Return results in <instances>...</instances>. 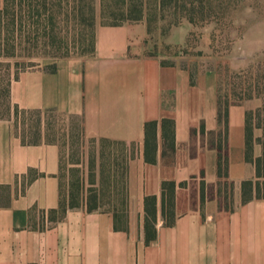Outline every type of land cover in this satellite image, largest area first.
Instances as JSON below:
<instances>
[{
	"label": "crops",
	"instance_id": "obj_1",
	"mask_svg": "<svg viewBox=\"0 0 264 264\" xmlns=\"http://www.w3.org/2000/svg\"><path fill=\"white\" fill-rule=\"evenodd\" d=\"M150 36L146 20L99 25L93 53L61 58L53 71H21L12 82L20 108L80 119L85 146H96L97 185L100 140L133 145L127 151L135 155L126 162V229L116 228L112 212H90L85 203L51 222L62 146L46 139L44 125L41 141L28 143L21 121L0 119V264H264V164L258 173L255 162L264 157V93L229 95L225 115L216 71L192 82L179 61L163 64L169 58L148 52ZM149 122L157 126L147 131ZM148 198H155L151 212Z\"/></svg>",
	"mask_w": 264,
	"mask_h": 264
},
{
	"label": "trees",
	"instance_id": "obj_2",
	"mask_svg": "<svg viewBox=\"0 0 264 264\" xmlns=\"http://www.w3.org/2000/svg\"><path fill=\"white\" fill-rule=\"evenodd\" d=\"M199 0H100L101 25L120 26L128 22H138L146 20L148 31L152 33V25L161 19L167 17L166 12L174 18L172 24L180 22V18H186L190 22H195V8ZM71 27L73 32V45L80 47L83 40L89 43V47L83 50V53H93L96 45V7L94 0H4L3 7L0 8V57L17 58L27 56L28 62L22 63L15 61L13 64L20 66H33L32 58L37 55V51L45 50L44 54H53L55 56H70V42L58 38L63 25ZM76 54H82L76 52ZM11 63V62H10ZM163 64L172 65L175 61L165 59ZM12 64H9L11 66ZM187 67L186 65H183ZM54 65L51 71L55 70ZM26 70V68L24 69ZM50 70V69H49ZM191 80L194 82L197 71L191 69ZM19 76L16 73L14 80ZM13 79H9L5 88L6 104L8 116L0 119L14 117L16 123L21 121V117L27 115H38V126L42 124L41 110H26L14 104L11 99V85ZM252 95L239 97V99H250ZM220 102L224 107L225 115L228 111V98L224 100L220 96ZM53 111V110H52ZM252 111H248L247 126V159L253 161L251 155L252 148V129L250 118ZM75 118V116H71ZM26 123V121H23ZM157 126V122L146 124V130ZM46 127V126H45ZM49 127V124H48ZM72 138H77L80 142L82 137V125L80 119L78 122L72 121ZM24 137L28 138V143H38L41 141V130L35 132L23 131ZM76 133V134H74ZM48 134V133H47ZM34 135V136H32ZM48 141H56L49 139ZM27 140V139H26ZM94 142L95 140H91ZM57 142V141H56ZM125 142L109 141L102 139L99 141V173L100 182L97 185L95 179L96 169V146L92 144L90 149V158L88 162L89 185L85 189L83 180L70 181L68 190L64 191L63 182H61L60 204L57 209L49 211L51 222H56L62 218L68 209L80 207L82 203L86 204L88 211H110L115 217V226L117 229H126L125 220L127 218L128 191L126 182V162L135 155V152L128 147ZM133 148V147H132ZM148 159L149 156L147 157ZM227 163L220 151V173L223 164ZM258 173H261V164H264V157L255 160ZM63 169V160H62ZM247 184V183H246ZM82 190V191H81ZM257 194H260L258 188ZM247 199V198H246ZM147 208L151 212L150 204L155 203V198L147 199ZM169 205L172 206L171 199ZM164 216H165V208ZM168 223H172V215ZM147 240H151L154 235L149 229V220L146 225Z\"/></svg>",
	"mask_w": 264,
	"mask_h": 264
},
{
	"label": "rangeland",
	"instance_id": "obj_3",
	"mask_svg": "<svg viewBox=\"0 0 264 264\" xmlns=\"http://www.w3.org/2000/svg\"><path fill=\"white\" fill-rule=\"evenodd\" d=\"M94 3L97 30L102 20L100 0H94ZM193 14L195 22L180 18L179 23L172 24L175 17L166 12L165 19L152 25L151 47L148 52L179 61L187 68L195 69L196 74L215 70L224 100L229 99V95L231 99H238L263 94L264 0H199ZM70 28L64 24L58 38L63 41L68 39L72 50L70 56L88 55L89 53H83V50L89 47V43L83 40L80 47H74L73 32ZM40 49L42 51H37V55L31 60L33 66L17 67L13 64L16 60L28 62L27 56L0 57V118L8 116L5 88L9 79L14 81L16 73L24 71L25 68L27 70L43 67L51 70L56 66V61L67 57L44 54L42 45ZM81 50L82 54H76ZM71 116L54 109L45 110L41 115L40 127L37 114L31 113L20 119L23 131L35 132L44 125L46 137L61 144L64 157L62 182L65 192L70 181H82L84 176L82 163L85 161V141L81 138L79 142L77 138H72V121L76 123L79 118ZM86 148V161L89 162L92 145L88 142Z\"/></svg>",
	"mask_w": 264,
	"mask_h": 264
}]
</instances>
